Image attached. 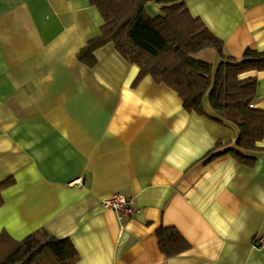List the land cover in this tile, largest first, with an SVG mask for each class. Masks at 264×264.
Listing matches in <instances>:
<instances>
[{"label": "crops", "instance_id": "0c3cea01", "mask_svg": "<svg viewBox=\"0 0 264 264\" xmlns=\"http://www.w3.org/2000/svg\"><path fill=\"white\" fill-rule=\"evenodd\" d=\"M194 18L242 60L264 52V0H185ZM152 18L162 15L155 2ZM105 22L91 0H0V235L22 241L39 230L70 239L76 264H264V140L248 151L253 167L230 155L239 128L212 110L188 113L179 95L140 69L113 43L79 52ZM201 59H200V58ZM197 58L213 64L214 50ZM255 109L264 111V71ZM216 120H222L218 122ZM219 150L218 152H222ZM134 199L139 213L121 221L103 201ZM176 228L191 249L168 258L160 228Z\"/></svg>", "mask_w": 264, "mask_h": 264}, {"label": "trees", "instance_id": "16d2710c", "mask_svg": "<svg viewBox=\"0 0 264 264\" xmlns=\"http://www.w3.org/2000/svg\"><path fill=\"white\" fill-rule=\"evenodd\" d=\"M150 2L160 6L161 16H149L146 6ZM91 4L99 10L105 24L101 34L79 52L81 63L94 68L95 52L113 43L130 64L139 67L135 86L151 76L157 84L174 90L188 113L200 116H209L204 105L209 97L212 110L223 121L236 125L240 136L233 147L217 144L204 161L230 155L243 165H255L256 160L249 158L247 152L262 150L258 143L264 140V111L251 107L257 96V80L241 77L264 71V52L248 49L242 60L227 55L223 41L192 16L185 0H91ZM206 50H214L222 59L216 69L197 58ZM14 183V179H9L0 184V209L4 205L2 192ZM157 237L161 252L168 258L191 249L176 228L162 227ZM0 251L4 253L0 264H44L47 257L52 264H76L80 260L70 239L56 238L46 230L22 241L3 232Z\"/></svg>", "mask_w": 264, "mask_h": 264}, {"label": "built area", "instance_id": "2783aa9c", "mask_svg": "<svg viewBox=\"0 0 264 264\" xmlns=\"http://www.w3.org/2000/svg\"><path fill=\"white\" fill-rule=\"evenodd\" d=\"M253 107V105H251ZM103 207L107 210L115 211L121 221H126L139 213L134 199L129 198L122 194H116L103 201ZM255 245L257 247L264 246V238H257L255 240Z\"/></svg>", "mask_w": 264, "mask_h": 264}, {"label": "rangeland", "instance_id": "374dc122", "mask_svg": "<svg viewBox=\"0 0 264 264\" xmlns=\"http://www.w3.org/2000/svg\"><path fill=\"white\" fill-rule=\"evenodd\" d=\"M200 58V57H199ZM201 59V58H200ZM4 257V253L0 251V261L2 260V258ZM48 257L46 258V260L44 261V264H52V262L47 261Z\"/></svg>", "mask_w": 264, "mask_h": 264}]
</instances>
